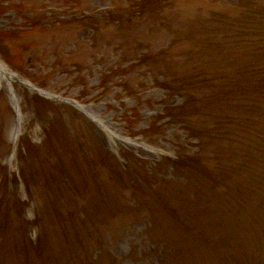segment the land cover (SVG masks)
Returning <instances> with one entry per match:
<instances>
[{"label": "rangeland", "instance_id": "rangeland-1", "mask_svg": "<svg viewBox=\"0 0 264 264\" xmlns=\"http://www.w3.org/2000/svg\"><path fill=\"white\" fill-rule=\"evenodd\" d=\"M85 1L86 3L78 8L77 0H0L3 5L17 7L14 11H9L0 17V30L6 32L5 38L8 36L11 38L9 34L15 32L21 38L19 43L22 49L17 56L13 57L14 60L10 59V63H19V55H27L30 60L28 74L32 80H37L35 85L65 97L64 100L77 99L86 107L82 112L64 103L49 108V105L34 103L32 93H27L19 85H13L16 98L18 97L22 122L25 123L21 138L30 136V139L36 141L50 130L54 143L60 144L61 147H65L66 142L77 145L83 139L87 144L97 146L99 141L101 148L107 152L120 151V157L126 152L130 157L136 153L142 160L143 168L146 163L152 165V162L158 161V155L154 151L145 150L139 146L131 148L129 144L122 143L119 138L129 139V136L136 134L137 131L142 132L148 126L149 120H152L151 117L163 113V107L178 106L182 103V99L169 96L166 94L167 90L148 85L152 72H160L159 68L152 69L148 65L146 68L139 67L136 63L133 66L131 65L133 61H123L120 51L112 49L105 38L91 29L99 16L105 12L101 9L110 5L112 1L119 3L121 0ZM74 9L76 11H73ZM89 14L90 17H88ZM88 24L90 28H87ZM108 29L105 34H108ZM89 32L90 36L86 39ZM150 36L154 35L147 28H142L137 40ZM85 44L88 46L84 49ZM169 44V39L156 36L153 49L160 51ZM9 47L12 49L11 46ZM182 65L184 68L191 67ZM156 78L155 76L153 79ZM125 85L130 90L124 92L122 87L124 88ZM6 92L4 89V93ZM3 101L5 100L2 99ZM128 108L134 109L138 114L135 124H127L121 120V115L124 113L128 115ZM2 118L4 119L3 136L6 135L7 140H4L3 147L1 144L0 152L3 156H7L6 147L10 140L7 132H10L9 128L13 126V120L9 114L3 115ZM6 119L9 120V124ZM195 120L200 124V126L197 124L199 128H208L207 126L211 124V119L195 118ZM163 123L164 132L162 129L159 136L151 134L149 137L153 143H156L159 150L165 154H171L175 152L174 144L181 141L183 138L181 133L184 135V132L179 131L178 125H172L168 118H165ZM103 128L108 138H104ZM93 129L100 136L102 135L101 140L96 133L94 135ZM135 139L138 144H142V138ZM188 145L191 144L187 142L186 146ZM45 150H47L46 147ZM55 150L58 149L51 151ZM48 151L50 152L49 149ZM4 161L9 160L4 158ZM13 162L14 160L11 162L13 168L10 171L18 168ZM25 163L28 165V162ZM0 167V179L4 180L7 173L3 166ZM135 240L138 246H142L141 238ZM263 244L264 242L251 245L252 251L256 254ZM126 249L127 242L114 252L117 256L121 255L120 259L128 264L132 259L125 257Z\"/></svg>", "mask_w": 264, "mask_h": 264}, {"label": "bare ground", "instance_id": "bare-ground-1", "mask_svg": "<svg viewBox=\"0 0 264 264\" xmlns=\"http://www.w3.org/2000/svg\"><path fill=\"white\" fill-rule=\"evenodd\" d=\"M4 77V76H1V78Z\"/></svg>", "mask_w": 264, "mask_h": 264}]
</instances>
